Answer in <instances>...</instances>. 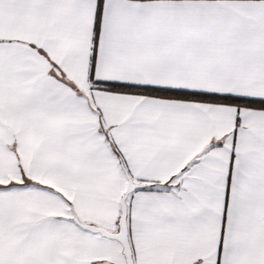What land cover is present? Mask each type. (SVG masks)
I'll return each mask as SVG.
<instances>
[{
  "label": "snow or ice",
  "instance_id": "6c2138e0",
  "mask_svg": "<svg viewBox=\"0 0 264 264\" xmlns=\"http://www.w3.org/2000/svg\"><path fill=\"white\" fill-rule=\"evenodd\" d=\"M0 264H264V0H0Z\"/></svg>",
  "mask_w": 264,
  "mask_h": 264
}]
</instances>
